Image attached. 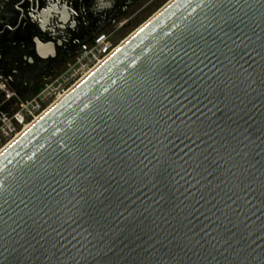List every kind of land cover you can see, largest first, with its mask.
<instances>
[{
    "label": "water",
    "instance_id": "obj_1",
    "mask_svg": "<svg viewBox=\"0 0 264 264\" xmlns=\"http://www.w3.org/2000/svg\"><path fill=\"white\" fill-rule=\"evenodd\" d=\"M0 264H264V0H176L6 151Z\"/></svg>",
    "mask_w": 264,
    "mask_h": 264
},
{
    "label": "flooded vegetation",
    "instance_id": "obj_2",
    "mask_svg": "<svg viewBox=\"0 0 264 264\" xmlns=\"http://www.w3.org/2000/svg\"><path fill=\"white\" fill-rule=\"evenodd\" d=\"M157 0H0V115L37 93L99 35L129 30Z\"/></svg>",
    "mask_w": 264,
    "mask_h": 264
},
{
    "label": "built area",
    "instance_id": "obj_3",
    "mask_svg": "<svg viewBox=\"0 0 264 264\" xmlns=\"http://www.w3.org/2000/svg\"><path fill=\"white\" fill-rule=\"evenodd\" d=\"M123 38L117 34L99 35L90 47L82 51L74 63L27 99H18L14 109L0 115V149L12 140L24 127L44 112L61 94L113 53Z\"/></svg>",
    "mask_w": 264,
    "mask_h": 264
},
{
    "label": "bare ground",
    "instance_id": "obj_4",
    "mask_svg": "<svg viewBox=\"0 0 264 264\" xmlns=\"http://www.w3.org/2000/svg\"><path fill=\"white\" fill-rule=\"evenodd\" d=\"M176 0H169L165 6H163L158 12H156L152 17H150L145 23H143L138 29L131 33L127 38L120 42L117 49L108 55L105 59L97 63L92 69H90L86 74H84L79 80H77L68 90L61 94L44 112H42L38 117H36L30 124L26 125L22 131H20L12 140H10L5 146L0 149V157L8 151L17 141H19L30 129H32L36 124H38L48 113H50L55 107H57L63 100H65L73 91H75L82 83H84L93 73H95L100 67H102L109 59H111L115 54H117L125 45L133 39L146 25L153 21L157 16H159L163 11H165L170 5H172Z\"/></svg>",
    "mask_w": 264,
    "mask_h": 264
},
{
    "label": "rangeland",
    "instance_id": "obj_5",
    "mask_svg": "<svg viewBox=\"0 0 264 264\" xmlns=\"http://www.w3.org/2000/svg\"><path fill=\"white\" fill-rule=\"evenodd\" d=\"M169 0H157L150 9H148L146 12H142L141 14V17H138L135 21H134V24L133 26L127 30L125 33H122L120 35H118V38L122 39V41L127 38L131 33H133L136 29H138L143 23H145L150 17H152L156 12H158L163 6L166 5V3L168 2ZM69 64V63H68ZM68 64L66 63L63 68L61 69L60 73H62L66 67L68 66ZM59 73V74H60ZM58 74V75H59ZM34 95V94H33ZM32 95L26 97V98H20V99H27L29 97H31ZM16 102L18 100H15ZM14 109V107H13Z\"/></svg>",
    "mask_w": 264,
    "mask_h": 264
}]
</instances>
